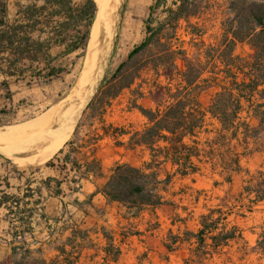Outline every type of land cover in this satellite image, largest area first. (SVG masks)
<instances>
[{
    "label": "trees",
    "instance_id": "1",
    "mask_svg": "<svg viewBox=\"0 0 264 264\" xmlns=\"http://www.w3.org/2000/svg\"><path fill=\"white\" fill-rule=\"evenodd\" d=\"M38 1L42 4L37 5ZM7 5V0H0V74L5 78L50 83L64 72L63 67L57 65L62 56L85 52L96 13L93 0H83L80 5L74 0H32L18 11L22 21L8 18ZM160 6L161 2L156 0L148 8L143 22L144 37L109 78L103 77L75 127L88 110L89 118H102L110 102L122 90L129 89L144 71L157 77L161 71L168 83L156 85V88L167 98V104L162 108L158 105L155 109H145L133 102L132 106L146 118V126L131 133L125 143H117L130 150L146 151L148 160L139 167L115 163L101 186H96L83 202L74 199L73 204L78 208L86 203L90 205L92 198L100 194L106 203L138 215L145 209L169 204L164 194L175 177L191 178L194 183L195 176L217 175L221 182L213 181L215 187L222 183L230 185L234 175L243 173L235 196L226 193L217 198L218 203L198 215L195 230L169 233L163 245L168 252H186L179 264H234L231 254L234 246L235 253L240 254L238 260L248 253L263 254L264 223L259 227L255 245L248 249L243 230L231 217L233 220L245 217L246 212L264 203V166L254 172L241 166L242 158L250 153L249 140H256L264 133V0H223L219 6L215 0H173L171 6L165 8L163 20L153 25L152 14ZM216 6L221 9L219 34L214 43L206 45L202 40L206 28L191 20L199 19ZM180 21L185 23L186 35L190 37L191 55L183 47L184 42L175 38ZM69 31H74L71 36L67 34ZM45 33L48 38L41 40ZM52 45L63 46L64 50L51 56ZM238 45L248 47L250 53L246 56L236 54ZM132 64L137 66L132 67ZM173 80L176 84L171 86ZM1 85L6 88L5 97L10 98L7 80ZM209 90H214V94L204 106L200 96ZM251 119L257 121L256 126L250 124ZM102 130V135L97 137L107 136ZM125 134L128 133L120 132V135ZM94 153L93 150V159L84 158L81 164L66 153L45 166L56 169L59 175L76 170L79 177L69 181L72 186L68 185V191L77 193L81 179L101 177ZM61 154L63 151L59 150L58 155ZM63 183L47 177L36 189L26 188L22 197L6 194L0 197V207L7 210L6 216H11L6 231L10 239L5 240L9 248L7 264H77L82 251L91 248V234L101 235L104 241L100 247L103 264L118 260L120 248L114 243V233L103 226L82 229L75 223L69 225L63 220L65 204L60 217L40 214L47 234L41 241L34 237L31 219L36 214L35 206L41 201H33V207L26 206L34 193L42 198V190L56 197L63 196ZM195 193L198 196L203 192ZM187 220L188 217L176 215V222ZM66 231L69 235L61 240ZM46 251L53 253L52 256L46 257Z\"/></svg>",
    "mask_w": 264,
    "mask_h": 264
},
{
    "label": "rangeland",
    "instance_id": "2",
    "mask_svg": "<svg viewBox=\"0 0 264 264\" xmlns=\"http://www.w3.org/2000/svg\"><path fill=\"white\" fill-rule=\"evenodd\" d=\"M15 1L10 0L11 8ZM31 1L18 0V3L23 5ZM154 1L156 0H125L115 45L104 71L106 79L111 76L118 64L126 59L129 51L144 37L143 22L147 18L148 8ZM159 1L161 6L154 10L151 17L153 25H157L163 20L165 17L164 10L171 6L173 0ZM215 2L218 6L223 4V0H215ZM107 5L110 6L111 3L108 2ZM220 11V7L216 6L199 19L191 20V23L198 22L206 28V32L202 36L206 45L214 43L219 34ZM108 15L109 13L106 12L104 19L107 20ZM184 27L185 23L180 21L175 38L184 42L183 47L191 55L192 49L188 43L190 37L186 35ZM174 42L176 43V41ZM235 52L241 56H246L250 50L246 46L238 45ZM84 53V51H78L68 58L60 59L57 65L63 67L64 72L57 80L50 83L36 80L21 86L11 85L10 98L3 99L2 96L0 97V127L33 119L53 107L61 106L60 109L64 110V105L66 108L72 104L74 98L69 99V95L74 92L79 79ZM135 66L137 64H132V67ZM179 68L182 69L180 62ZM160 73L162 74L157 77L150 71H144L129 89L122 90L110 102L102 118H89L91 113L88 110L80 119L79 126L75 128L76 124L73 125L69 139L60 150L64 151V154L70 153L71 157L79 161V164L83 163L84 158H87L88 161L93 159L91 154L94 150L95 158L99 161L101 168V177H89L80 180L79 193L70 194L67 189V185L72 186V184H68L69 181L79 177L76 170L59 175L57 170L45 166L48 161L54 160L58 156L61 158L64 154L58 155L56 152L45 163L25 164L23 166L11 160L10 157L12 156L0 155V173H3L4 177L0 180V187L7 195L20 197L21 194L25 193L26 188L36 189L40 181L47 177L62 180L66 194L61 200L66 205L63 220H67L68 224L75 223L82 229L103 226L107 231L114 233V243L119 246L120 255L116 262L109 264L181 263L186 252L183 250L168 252L163 245L169 233L174 235L184 229L195 230L198 215L204 213L208 207L218 203L217 198H222L226 193L235 196L244 178L243 173L236 174L233 176L230 185L222 183L214 187L213 181L221 182V178L217 175L195 176L194 183L191 182V178L181 180L175 177L172 179L167 193L164 194L169 204L157 209H145L138 215L127 213L125 209L116 204L106 203L101 195H95L90 205L86 203L81 208L74 206V199L83 202L88 195L95 191L96 186H101L104 183L115 163L139 167L148 160L146 151L140 148L130 150L125 146H119L117 143H125L131 133L139 132L146 126V118L132 106L133 102L145 109H155L158 105L162 108L167 104V98L156 88V85L164 86L168 83L164 73L161 71ZM175 84L176 80H173L171 86ZM107 87L105 85L104 89ZM2 88L0 95L6 93V88ZM83 91L80 89L77 97H81ZM138 93H142V96H139ZM213 94L214 90H209L200 96L204 106L209 103ZM250 124L256 126L257 121L251 119ZM102 129L107 132V136L97 137L96 135H102ZM119 131L128 134L120 135ZM69 142L71 145L68 144ZM76 148H78V152H76ZM248 149L250 153L242 158L241 166L244 170L254 172L260 166H264V133H261L256 140H249ZM23 155L16 156L23 157ZM166 169L169 170V166ZM160 173L161 178H164L163 171ZM7 183H9V187H7ZM201 190L203 193L197 196L195 191ZM45 195L46 193H43L44 197ZM37 197L35 194L34 198ZM43 205L48 215L59 216L60 213L62 214V206L54 198L43 200ZM6 213V209H0V219L2 220L0 229L4 231L9 229L8 221L11 218V216L5 217ZM176 215L181 218L188 217L189 220L185 223L176 222ZM231 219L243 230V236L248 243V249H250L255 245L257 233L260 231L259 227L264 223V203L254 207L252 212H246L245 217H236L234 220L231 217ZM63 220L59 225L63 223ZM34 227V237L38 241L44 240L46 231L43 224ZM1 230L0 239L9 240V236L2 233ZM40 231L43 232L40 233ZM67 235H69V231L64 233L61 240ZM122 235L126 236L122 238ZM90 238L92 240L91 248L82 251L77 264H103V253L100 247L104 245V241L101 235L91 234ZM26 239L28 242L31 241L28 235H26ZM235 250L236 246L231 249L234 264H264V253H248L242 260H238L240 254L235 253ZM52 254L45 252L46 257H50ZM7 260V245L0 240V264H7Z\"/></svg>",
    "mask_w": 264,
    "mask_h": 264
},
{
    "label": "bare ground",
    "instance_id": "3",
    "mask_svg": "<svg viewBox=\"0 0 264 264\" xmlns=\"http://www.w3.org/2000/svg\"><path fill=\"white\" fill-rule=\"evenodd\" d=\"M94 2L96 13L88 34L83 67L75 90L69 95V99L74 98V102L64 110L60 109L61 106L53 107L33 119L0 127V146L8 147L28 141V144L22 148L23 157H10L18 165L45 163L62 148L74 126L69 125L57 137L53 133L62 128L75 114L95 84L105 51L112 38L116 0H94ZM108 2L111 3L110 6L107 5ZM106 12L109 13L107 20L104 19ZM80 89L84 90L82 95H85L77 97Z\"/></svg>",
    "mask_w": 264,
    "mask_h": 264
},
{
    "label": "crops",
    "instance_id": "4",
    "mask_svg": "<svg viewBox=\"0 0 264 264\" xmlns=\"http://www.w3.org/2000/svg\"><path fill=\"white\" fill-rule=\"evenodd\" d=\"M83 2V0H74V3L76 4V5H80L81 3ZM7 3H8V5H7V14H8V18L10 19V20H14V19H19L20 18V15L18 14V11H19V9L20 10H23V8H24V6L25 5H27V4H29L30 2H28V3H26V4H23V5H19V3H18V0H16L15 1V3H13V5H12V8H11V4H10V0H7ZM42 4V2L41 1H38L37 2V5H41ZM17 5V6H16ZM23 19H22V17H21V19H19V21H22ZM24 22V21H23ZM46 30V29H45ZM73 32L74 31H69L67 34L69 35V36H71L72 34H73ZM48 34L47 33H45V34H42L41 35V40H43V39H47L48 38ZM35 37H36V35H35ZM64 50V47L63 46H54V45H52L51 46V49L49 50V54L51 55V56H56V55H58V54H60L62 51ZM73 54H75V53H71V54H66V55H64V56H62V58H60V59H65V58H68L69 56H71V55H73ZM7 80V83H8V86H9V90H10V95H11V89H10V87H11V85H14V86H21V85H23V84H26L27 83V80H25V81H15V79L14 78H5L3 75H1L0 74V94H1V92H2V85H1V82L3 81V80ZM34 82V81H33ZM33 82H31V83H33ZM3 97V99H9V98H6L5 97V94L4 95H0V97ZM63 154H64V151H63ZM53 169V168H52ZM54 170H56V169H54ZM68 170H69V166H68ZM3 173H0V180H2V179H4V177H3V175H2ZM0 183H1V181H0ZM64 184V183H63ZM63 184H62V186H61V188H62V190H63V192H64V188H63ZM67 185V184H66ZM39 186H40V184H39ZM38 186V187H39ZM7 187H9V183H7ZM67 189H68V185H67ZM26 192V191H25ZM43 193H46V195H45V197L43 196ZM77 193H79V192H77ZM3 194H6L5 193V191L2 189V187H0V197L3 195ZM24 194V193H23ZM23 194H21V196L20 197H22V195ZM35 194H37V193H34L33 194V196H32V199L30 200V202L28 203V205L26 206V208H29V207H33L34 205H33V201H36V200H38V199H40V201H41V203L38 205V206H35V208H36V214H34V216H33V218L31 219V227L33 228V233H34V229H35V227L34 226H40L41 224H43V226H44V228H45V231H46V234H47V229H46V226H45V223L40 219V214L41 213H44L45 215H47L49 218H55V217H60L62 214L60 213V215L59 216H52V215H48L46 212H45V207H44V205H43V200H45V199H47V198H50V199H52V198H54V199H56L57 201H58V203L61 205V206H63V204H65V203H62V198H63V196H65L66 194H65V192H64V195L63 196H59V197H56V196H54L53 194H51L50 192H47V191H45V190H42V198H39V196H38V194H37V198L35 199L34 198V195ZM74 194V193H73ZM7 195V194H6ZM96 195H100V194H96ZM104 199V198H103ZM61 201V202H60ZM20 208L22 207V204H20V206H19ZM65 208H66V205H65ZM0 209H4L3 207H0ZM63 210V209H62ZM63 212V211H62ZM5 217H7L6 215H5ZM35 217H37V219H35ZM8 220V219H7ZM37 220V221H36ZM10 221V220H9ZM8 221V222H9ZM1 222H2V220L0 219V224H1ZM39 223V224H38ZM52 223V221L50 220L49 221V224H51ZM1 230V229H0ZM9 230V229H8ZM7 230V231H8ZM2 231V233H5V234H7L6 233V230L4 231V230H1ZM41 232H43V231H40V233ZM8 235V234H7ZM46 236V235H45ZM10 238V237H9ZM45 239V238H44ZM0 240H2L3 242H5V239H0ZM7 241V240H6ZM6 244V243H5ZM7 245V244H6ZM7 248H8V246H7ZM8 256H9V248H8Z\"/></svg>",
    "mask_w": 264,
    "mask_h": 264
},
{
    "label": "water",
    "instance_id": "5",
    "mask_svg": "<svg viewBox=\"0 0 264 264\" xmlns=\"http://www.w3.org/2000/svg\"><path fill=\"white\" fill-rule=\"evenodd\" d=\"M124 2H125V0H116V8H115V11L113 12L114 23H113V26H112V29H113L112 38L109 41V44L107 46V50L105 51V56L103 57L102 65L100 67L99 74H98V77H97V79L95 81V84L92 87V90L88 94V96H87L86 100L84 101V103L77 109L75 114L73 116H71V118H69L68 122L62 128L58 129L57 131H55V133H53V135L55 137L59 136L65 129H67V127H69V125L73 126V125H75L78 122V119H79L82 111L84 110L88 100L94 94V92L98 88L101 80L103 79L106 64H107V62L109 60V57L111 56V53H112L114 45H115V41H116V37H117V34H118L120 18H121ZM64 109H65V105H64ZM27 144H28V141H26V142L24 141L22 143L20 142L18 144L11 145V146H8V147L0 146V155L4 156V157L16 156V155H19V154L22 155V154H24V152L22 151V148L25 145H27Z\"/></svg>",
    "mask_w": 264,
    "mask_h": 264
}]
</instances>
